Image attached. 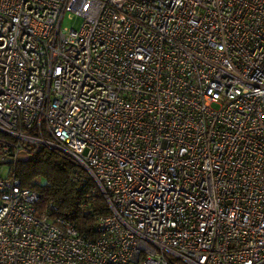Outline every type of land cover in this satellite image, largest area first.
Listing matches in <instances>:
<instances>
[{
	"label": "built area",
	"instance_id": "built-area-1",
	"mask_svg": "<svg viewBox=\"0 0 264 264\" xmlns=\"http://www.w3.org/2000/svg\"><path fill=\"white\" fill-rule=\"evenodd\" d=\"M0 132V264H264V0H0ZM38 146L94 237L14 176Z\"/></svg>",
	"mask_w": 264,
	"mask_h": 264
},
{
	"label": "trees",
	"instance_id": "trees-1",
	"mask_svg": "<svg viewBox=\"0 0 264 264\" xmlns=\"http://www.w3.org/2000/svg\"><path fill=\"white\" fill-rule=\"evenodd\" d=\"M0 136H5L0 132ZM22 187L37 193L36 209L49 204L53 214L74 223L80 233L95 235V218L108 212L93 180L67 156L45 146L34 147L29 159L11 165Z\"/></svg>",
	"mask_w": 264,
	"mask_h": 264
},
{
	"label": "rangeland",
	"instance_id": "rangeland-1",
	"mask_svg": "<svg viewBox=\"0 0 264 264\" xmlns=\"http://www.w3.org/2000/svg\"><path fill=\"white\" fill-rule=\"evenodd\" d=\"M78 23H79L78 20H74V21H66V20H65V21L63 22V24L66 25V26H71V25H73V26H77ZM5 172H6V165L3 166V174H5Z\"/></svg>",
	"mask_w": 264,
	"mask_h": 264
}]
</instances>
